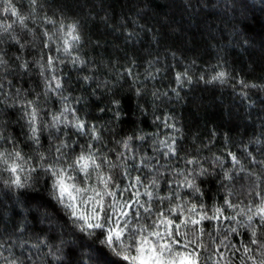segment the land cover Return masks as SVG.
I'll list each match as a JSON object with an SVG mask.
<instances>
[{
  "label": "clouds",
  "instance_id": "1",
  "mask_svg": "<svg viewBox=\"0 0 264 264\" xmlns=\"http://www.w3.org/2000/svg\"><path fill=\"white\" fill-rule=\"evenodd\" d=\"M144 238L264 264V0H0V264Z\"/></svg>",
  "mask_w": 264,
  "mask_h": 264
},
{
  "label": "snow or ice",
  "instance_id": "2",
  "mask_svg": "<svg viewBox=\"0 0 264 264\" xmlns=\"http://www.w3.org/2000/svg\"><path fill=\"white\" fill-rule=\"evenodd\" d=\"M153 235H158V233H153ZM121 255L133 261L134 264H195L192 254L172 252L171 245L167 241H162L157 246L147 238L143 239L135 256L129 257L126 252H122Z\"/></svg>",
  "mask_w": 264,
  "mask_h": 264
}]
</instances>
